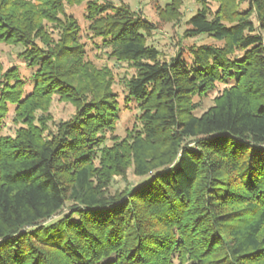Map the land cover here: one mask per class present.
<instances>
[{
  "label": "trees",
  "instance_id": "1",
  "mask_svg": "<svg viewBox=\"0 0 264 264\" xmlns=\"http://www.w3.org/2000/svg\"><path fill=\"white\" fill-rule=\"evenodd\" d=\"M82 1L0 0V43L30 69L0 68V264H264V0H199L184 36L214 42L167 60L137 11L85 0L82 29L65 13ZM83 37L133 69L139 125L123 138ZM53 96L75 111L50 128ZM130 167L138 184L110 191Z\"/></svg>",
  "mask_w": 264,
  "mask_h": 264
},
{
  "label": "rangeland",
  "instance_id": "2",
  "mask_svg": "<svg viewBox=\"0 0 264 264\" xmlns=\"http://www.w3.org/2000/svg\"><path fill=\"white\" fill-rule=\"evenodd\" d=\"M109 1L115 5H128L132 10L137 11L153 24L154 29L148 36V43L155 46L161 52V57L166 60L171 56H174L179 49L185 48L187 44L214 42L206 36H184V32L188 27L187 20L199 8V0H178L177 15H172L169 7L166 5L171 0ZM211 7L212 9H215L216 5L211 3ZM84 8L85 0L79 4H65V13L71 14L78 21V24L82 29H85L87 26V22L84 19ZM50 34L52 37H56V31L53 33L50 32ZM82 36L86 35L83 34ZM82 40H85L88 44L86 46L87 54L85 60L89 61L91 66L96 70H108L113 78L111 88L117 94L120 103V117L116 123V128L113 134L119 139L123 138L127 130L139 125L137 119L139 111L134 106V103H130V105H128L129 107L124 104L125 89L123 86V80L133 74V69L125 62L110 59L103 49L96 48L95 45L91 44L85 37H83ZM20 51V46L0 43V68L3 71L11 66H15L19 69L23 77L28 78L30 75V69L24 61L18 57ZM220 88H222V85L218 84L216 90L208 93L206 96L194 98V101L199 104L198 108L194 111L195 114H200L212 104L213 97L217 93V89ZM25 89L26 91L30 89L29 83L25 85ZM47 111L50 116L48 125L50 128H53L55 123L70 118L75 111V107L70 102L61 101L57 96H53ZM18 125L19 124L13 120V112L9 111L4 119V126L1 132L3 134L13 135ZM139 181L140 178L133 174L132 167H130L124 176H116L114 178L110 185V191L114 192L115 190H121L125 187L135 186Z\"/></svg>",
  "mask_w": 264,
  "mask_h": 264
}]
</instances>
